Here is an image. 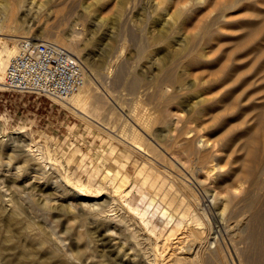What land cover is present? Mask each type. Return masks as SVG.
<instances>
[{"label":"rangeland","instance_id":"obj_1","mask_svg":"<svg viewBox=\"0 0 264 264\" xmlns=\"http://www.w3.org/2000/svg\"><path fill=\"white\" fill-rule=\"evenodd\" d=\"M7 1L0 0L1 18L8 14L6 9L10 4L8 7L4 5ZM31 1L33 4L28 5L30 10L26 12L27 6L21 7L17 11L18 15L15 14V22L21 28H33L29 32L30 38L39 35L46 21L48 27L57 26L59 22L61 29L58 26L56 29H63L66 36H71L72 29H76L74 36L79 42L80 56L85 65L89 64L85 67H90L105 47L115 49L107 56L122 52L126 59L122 61L125 73H142L145 84L155 80L144 86L147 88H140L135 96L128 93L124 82L113 88L112 94L120 96L117 100L124 102H121V106L124 104L123 110L129 112L139 106L143 114L138 107L135 108L140 115L153 119L158 117L161 122L150 127L157 138L173 140L179 129L190 131L184 134L186 137L195 135L199 140L208 138L214 142L212 152L215 158L201 170L197 169V178L193 177L196 178L195 183L200 182L196 183L198 189L209 193L208 197H203L199 190L194 191L195 197L194 194L191 196V191L181 185H178L179 189L169 188L172 175L168 174L164 177L165 186L160 189L148 191L150 189L141 188L140 191L135 188L132 191L133 198L139 202L131 200L130 204L134 206L132 210L122 198L114 195L109 186L101 184V187L100 177H96L106 169L114 174L123 168L129 176L138 178L135 170L142 164L148 167L152 163L151 157L141 151L135 149L134 153L130 152L132 149L129 148L132 147L128 143L131 140L125 135L129 137L131 130L128 124L122 125L124 118H127L124 115L121 117L122 111L118 106L115 108L118 112L120 110L123 120L112 121V132L103 131L95 125H88L60 101L38 94L9 91L2 86L0 264H87L88 260H91L88 264H126L129 255L134 257L135 264H174L175 257L182 249L189 248L192 243L190 247L205 246L213 241L216 231L220 233L214 219L220 210L224 213L225 228L232 229L239 224L238 220L244 217V210L248 207L251 209V215L249 212L248 215L255 220L252 226L249 224L250 229L253 231L256 226V230L261 229L256 220L264 216V188H256L250 182L243 181L235 190L233 179L238 177L243 168L245 155L241 149L244 144V138L240 137L242 129L247 128L256 135L259 143H263L264 150V125L257 124L255 120L257 108L264 104V0H240L234 9L223 12L221 5L227 0H212L201 5L194 4V0ZM36 3L44 4L45 8L40 5L34 10L31 7H37ZM61 7L67 12L61 13ZM38 9L40 15H37ZM180 10H187V14L180 16ZM33 11L36 12L39 26L30 20L35 15ZM2 12L7 14L4 13V16ZM48 12L53 16L49 14L48 17ZM21 15L26 16L22 18ZM106 34L108 36L103 38ZM8 45L12 46L10 42ZM142 46L144 49L141 52ZM191 52L199 54L202 62L195 63L191 58L186 60V54ZM167 59L169 62L165 64ZM168 65L179 66L175 70L185 77L182 88L172 94L171 101L159 98L161 100L157 103L154 99L146 98V92L154 91L151 89L155 86L156 78ZM168 91H171L170 87ZM129 98L134 99L131 103L137 101L138 104L132 107ZM202 99L206 104H202ZM154 102L159 105L155 106ZM197 108H200V112ZM18 130L21 133L17 134ZM119 136L124 137L122 139ZM23 144L32 145L31 151L25 153L44 157L39 160L40 171L33 172L37 166L28 165L29 162L19 156L20 149L28 148V145L19 147ZM184 148L179 140L171 145L168 157L174 167L186 169L188 166L189 158ZM216 162H221L225 169H229L221 179H225L227 185L219 190L215 189L212 182L217 172ZM245 163L244 168L247 169L251 163ZM15 171L19 179L10 178L9 173ZM25 176H32L29 188L22 187ZM91 181H95L94 185L97 186ZM54 184L58 186L55 189ZM81 190H87L89 197L98 196L83 201H97L96 206L102 210L112 208L109 213L113 221H101L96 225L89 214H83L72 206L67 209L68 199L75 197L81 200L76 197ZM139 196H142V200ZM147 196L150 198L147 199ZM8 200H12L17 208L7 218L2 215L1 206H6ZM104 200H107L106 203H102ZM140 200H145V203H140ZM148 201H153L150 206ZM135 205L147 210V220L155 224V228L143 224L135 214ZM160 209L166 210L174 223L182 221L179 228L176 229L173 222L166 227V218L161 215ZM192 216L198 221H192ZM48 226L54 228V234ZM247 226L246 222L242 224L243 228ZM107 229L112 236L110 241L103 235ZM192 232H200L201 238L197 242L191 236ZM251 246L248 249L251 254L258 253L256 248L259 246L256 243ZM112 257H116L115 260ZM261 261L264 262V254Z\"/></svg>","mask_w":264,"mask_h":264},{"label":"bare ground","instance_id":"obj_2","mask_svg":"<svg viewBox=\"0 0 264 264\" xmlns=\"http://www.w3.org/2000/svg\"><path fill=\"white\" fill-rule=\"evenodd\" d=\"M3 1L6 2V0H3ZM51 1L52 0H47L46 2H51ZM210 1H212V0H194V4L197 3V4L201 5L205 2H210ZM239 1L240 0H227V1L223 2L221 5V7H222L221 11L223 12V11H229V10L234 9ZM7 2L8 3L4 4V5L8 7V5L10 4L9 5L10 7L8 9H6L8 14L6 12H4L5 14H7L5 16L4 13L2 12L5 17H2V18L0 17V44H1V50H0V88H2V86L4 85L3 84V82H4V70L6 68L8 61L17 52L20 42H22L23 39H25V38L31 37L29 35V32H31V30L33 29V28L31 29V27H30L31 30H28V29L24 30L23 27L21 28V26L15 22V14L17 13V11L21 7L25 8L27 6L25 9L27 12L28 10H30V7L28 5L31 6V4H33V2L31 0H10V2L8 0ZM34 3H35V1H34ZM36 5H37V7H34L35 5H33L31 8H33V9L36 8V10H37V8H39L40 5L44 6V4H40V3H36ZM0 6H2V5H0ZM5 6H3V7H5ZM43 8H45V6ZM61 9H62V7L59 10H61ZM38 10L39 11H37V15H40L39 14L40 9H38ZM0 11H2V9ZM57 11L58 10H56L55 13ZM61 11H59V13L60 12L61 13L67 12L64 10V8ZM18 13L16 15H18ZM35 13L36 12H34L32 14H35ZM47 14H48V17L53 16L49 12L46 13V15ZM49 14H50V16H49ZM57 14H58V12H57ZM179 14H180V16H184L187 14V10H180ZM25 16L26 15H23V17H25ZM35 16H36V14L34 16L32 15V18L30 20L32 22H36V25H37L38 24L37 22H39V21L37 20L38 18L36 19ZM44 16H42V17H44ZM21 17H22V15H21ZM28 17H31V16H28ZM28 17L25 18V21H27L26 19ZM39 17H41V16H39ZM20 19L21 18H17L18 21L23 22V20L22 19L20 20ZM31 21H30L29 25L31 24ZM28 22H25V23H28ZM46 22L48 23V21H46ZM47 23H45L46 25L45 24L43 25L44 27L42 26L43 28H42V31L40 30L41 32H39V35L37 37L32 38V39L35 41L50 42L52 44H55V45H58V46L64 48L74 59H76L82 65V67L84 69V75H85V82H84L83 87L80 90H78L76 93H74L73 95H71L65 99H62V100L57 99V98H53V99L60 101L65 107H67V109H69L71 112L73 111L79 118H81L86 123H88V125H95L96 127H98V129L103 130V131L107 130V131L112 132L111 128L114 127L113 125H111L112 121L115 122L116 120H119L121 117L125 116L127 119H125V118H124V120L122 118L121 119L123 120L122 125L128 124L129 128L131 130V134L129 137L125 135L126 138L131 140V142L128 143V144H130L129 146L132 147V148L128 147L129 149H132V150H130V152L134 153V151L138 150V151H141L142 153L148 155L149 157H151L152 163L148 167L145 166V164H142L139 168H137L135 170L136 176H138V178L135 177V175H130V176H134V178L130 177L128 175V173L126 172V169L124 170L123 168H122V170L119 169L118 171H115L114 174L113 173L111 174L110 170H107V169L104 170L103 169L104 171H102V173L100 175L96 176L98 178L100 177V180L98 179L100 182V186H101V184H103L105 187L109 186V188L112 189L114 195L116 194L117 197L122 198L124 200L123 202H125L124 204H127V206H131L130 208H132V210H133L134 206L132 207L133 204H130V203H131V200H135L133 198L134 192H132V191L135 188L136 189H141V188L150 189L148 191H151V190L156 189V188L160 189L161 186H163V184H164L163 183L164 177H166V175H168V174L172 175V178L170 179V182H169L170 183L169 188L179 189L178 185H181L182 187H185L186 189L191 191L190 195L194 194V197H195L196 195H195L194 191L198 192V190H199L198 189L199 187H197V185H196V183L198 181L196 183L194 181L197 178L195 176L196 175L195 173H196L197 169L201 170L205 165L210 164V162L213 161V158H215V156L212 152V148H213L212 145L214 144V142H211L208 138H204L203 140L202 139L199 140L198 137H196L195 135L186 137V136H184V134L186 135L190 131L183 130V129H179L176 131V137H174L175 139H173V140H168L167 137L157 138L156 135H154V133L151 131L150 127H152V125L155 123L161 122L160 120H158V117L153 119L150 116L140 115V113L142 111H140L139 106H135V107L136 108L138 107V110L140 111V113L134 107V105H136V103L138 104V102L136 101V103H134V104L131 103L132 100H134L132 98H129V99H131L130 103H131V105H133L132 107H134V108H132L133 111L131 110L129 112H126V110L125 109L123 110V107H122V106H124L123 100L121 101V102H123L122 106H121V102H119L117 100V97L120 98V96L112 94V91H113L112 89L115 88L116 86H119L120 83L124 82V84L126 83L127 89L129 90V91L127 90L128 93H131V95L133 94V96H135L134 94L138 93L140 88H142V87L147 88L144 86L145 85L148 86V84L154 83L155 80L149 82L148 84H145L144 83V81H145L144 76L142 75V73H140L138 71H130L128 73H125L123 63L125 62L126 59L123 57L122 52L117 53V54L113 53V55L107 56L111 50L112 51L115 50L114 47H105L102 50V52L99 54V57L92 61L91 66L88 67L89 64H86L88 66L85 67L86 66L85 61H82V58L80 56V51H79V46H78L79 42L74 36L75 33H77V32H74L76 29H74V30L72 29V31L70 32L71 36L69 35V33H68L69 36H66V33L62 32L63 29L59 30V29H61L58 26L59 22L57 23V26L59 27V29L58 28L56 29V27H57L56 25H54V26L51 25L48 27ZM37 26H39V25H37ZM72 34H73V36H72ZM106 36H108V34H106L103 38H106ZM8 37H10V38H8ZM8 42H10L12 44L11 47L8 45ZM142 47H141V52L144 49V47L143 48ZM192 51H193V49H192ZM190 58L195 63L202 62L200 60V55L195 54L194 52L193 53L191 52L190 54H186L185 59L188 60ZM122 61H124V62H122ZM166 62H169V59H167L165 61V64H166ZM177 67H179V66H174V67H172L171 65L165 66V71L162 70L159 73V75H158L159 77L156 78L157 81L155 83V86H153V88L151 89L154 91L152 93H150L151 91L146 92V95H147L146 98L154 99V101H156V102L161 100L159 98H164V99H166V101H169L170 99L172 100L173 99L172 94L182 88L181 86H183V85H181V83H183L182 82L183 78H185V77H183L184 75L182 76L181 74L177 73V71H176ZM126 76H128V77H126ZM152 85H154V84H152ZM169 87H170L172 93H170L171 91L170 92L168 91ZM211 87H212V85L209 86V88H211ZM157 98L159 100H157ZM199 100L200 99H198L197 101H199ZM150 101H153V100H150ZM203 103L206 104L204 100L202 101V104ZM154 104H155V102H154ZM156 105L157 104H155V106ZM115 106H118L120 108V110L122 111V116L119 113L120 110L118 112L116 110L117 107L115 108ZM129 107H130V105H129ZM159 107H161V106H159ZM159 107H157V109H159ZM159 110L157 112H159ZM127 111H128V109H127ZM197 111L200 112V108H197ZM197 111H196V113H198ZM141 114H143V113H141ZM255 117H256L255 120H256L257 124H263L264 125V104L260 105L257 108V113H256ZM127 120H130V121L127 122ZM119 121H121V120H119ZM116 125H117V123H116ZM114 131H116V130L114 129ZM19 133H21V131L18 130L17 134H19ZM118 134H120V133H118ZM119 137L122 138L124 136H119ZM240 137L244 138V144L242 145L241 149L243 150V155H245V156L243 157V160H244L243 168L241 169V171H239V174L236 172L238 174V177H236V179L234 177V179H233V181H235V183L233 184L235 187H233V188H235V190H237L241 185L240 182H243V181L244 182L245 181L250 182L256 188H261V187L264 188V154H263L264 150H263V145H262L263 143L260 144L258 139H256V135L251 133L250 130L247 128L242 129L240 131ZM178 140L181 142V145L183 147H185L184 148L185 155H186V157L189 158V164H188V166H186V169L184 167L181 168L179 166L174 167L172 164L173 163L172 160L168 157V155L170 153L169 149L171 148V145H173V143H175ZM262 142H263V140H262ZM26 145H28V148H26L24 150L20 149L21 151H19L20 152L19 156L23 157L22 159H25L27 162H29L28 165L29 164L30 165L35 164L37 167L33 169V172H36V171L38 172L41 170V165H40L41 160L40 159H42L43 156L37 157L34 154L25 153V151L26 152L31 151V147H32L31 144H23V145H20L19 147L21 148L22 146H26ZM29 145H30V147H29ZM36 150H38V149L36 148ZM15 153H16V151H15ZM40 153H42V152H40ZM40 155H42V154H40ZM245 161L251 163L247 169L244 168V166L246 164ZM214 165L216 166L217 172H216V175L213 177V180H212L213 185H214L215 189H217V190L223 189L225 187V185H227V184L224 183L225 179L223 181L221 179L223 178V176H225V174H227L229 172V169H225L224 164H222L221 162H216ZM212 167H213V165H212ZM16 171H19V170L17 169ZM16 171L13 173H9V176L11 179H17L19 177V175H18V173H16ZM86 173H88V172H86ZM96 174H94V176ZM87 177L92 178L90 175L89 176L87 175ZM169 177H171V176H169ZM193 177H196V178H193ZM31 178H32V176L31 177L25 176L24 179H22V187L23 188H29L30 187V185L32 184ZM90 178H86V179L89 180ZM90 180H92V179H90ZM160 181H161V185L159 186ZM13 182H15V181H13ZM94 182H92L93 185L96 184ZM198 183H200V182H198ZM237 183H239V184H237ZM15 185H17V184H15ZM103 185L101 187H103ZM94 186L96 187L97 185H94ZM55 187H58V186L54 184V189H55ZM80 187H82V186H80ZM97 188H99V187H97ZM14 189L21 190V189H18L16 187ZM186 189H184V190H186ZM101 190H102V188H101ZM86 191L87 190H81L80 193H77L76 197L78 199H81L80 201H78L75 197L68 199V202L66 201L67 202L66 204L68 206L67 209L70 208V206H72L73 208L75 207L77 210L84 212L83 214H89L90 216L93 217V218L91 217V219L93 220V223L96 222V225H97V223L100 224L101 221H104L105 223H107V222L109 223V221H113L112 220L113 219L112 214L109 213L110 209H112V208H110L109 210H107L108 208L106 210H102L101 208L96 206L97 201H96V203H91V202L89 203V201H86V202L83 201L86 198L92 197V199H95L96 197H98V196H90L89 197L87 195ZM96 191H100V190H96ZM140 191H142V189ZM199 192H202V190H199ZM207 192H208V190H207ZM144 193L146 194L145 191H144ZM138 194L141 195L143 193H138ZM183 194H185V193H183ZM208 194L205 193V191L202 192L203 197H206ZM142 196H144V195H142ZM142 196H139L138 198H141V200H142ZM130 197H132L133 199H131ZM135 198L137 199V197H135ZM148 198H150V197L147 196V199ZM47 199H45L44 201L47 202ZM141 200H140V203H142V202L145 203L144 202L145 200H143V201H141ZM105 201H107V200L102 201V203H106ZM137 201L135 200V202H137ZM165 201H168V199ZM210 201H211V199H210ZM152 202L148 201V206H150L152 204ZM135 204H137V203H135ZM166 204H168V203H166ZM5 205L6 206H4V207L1 206L2 207L1 211H2V215H4L5 217L8 218L14 213L17 206H16V204H14L12 202V200H8V202ZM45 205H47V204H45ZM102 208H103V206H102ZM103 209H105V208H103ZM163 209H160V212H161V215L166 218L165 226L169 227L170 226L169 223L173 222V221H172V218H170V216H168L167 211L163 210ZM134 210H136L135 214L137 213V215L141 218V220L145 226H151L153 228L156 227V225L153 224L150 220H147L148 212L146 209H141V208L136 206ZM187 210H189V209H187ZM250 211H251L250 208H248V207L245 208L244 212L246 214H244V217L242 219L238 220L239 224H237L236 227H234L232 229H230L229 227L225 228L227 226H224L225 221L223 222L224 213L222 210L218 211V213L215 214L216 217L214 218L215 222H216L215 224H217L218 229L220 228L219 229L220 233L222 232L225 234L224 235L220 234V233L218 234V232L215 229V231H216L215 233L217 235L216 234L213 235L215 237H213V241H211V243L209 242V244L207 243V245H205V246L200 245L198 248L190 247L191 245L194 244V243H192L189 246V248L182 249L180 254L175 257L174 264H229V263L230 264H264V262L261 261L262 255L264 254V246L262 245V243H264V216L257 218V220H256L260 224L261 229L256 230V228H258V226H256V228L252 231L250 229L249 224L251 223V226H252V222L255 220H254V218L250 217V215H251ZM248 212L250 215H248ZM185 214H188V212L184 213V215ZM170 215H172V214H170ZM181 216H182V214H181ZM193 216H195V215H193ZM193 216L190 217L192 219V221L193 220L198 221L195 218L193 219ZM255 216L259 217L262 215H255ZM180 222H182V221H180ZM180 222L179 221L175 222V223L173 222L174 227L176 229L179 228ZM245 222H246V224L248 223V226L246 228H243L242 224L245 225ZM50 223H47V224H50ZM105 223H102V224L104 226H106ZM198 223L200 224L201 222H198ZM47 224H45V225H47ZM52 225L54 226V224H52ZM213 226H215V225L213 224ZM48 227L52 232L53 231L52 229H54V228H52L50 226H48ZM106 227H108V226H106ZM224 228H225V230H224ZM107 231H108V229L106 231H104L103 235L106 238H108V240L110 241L112 239V236H111L110 232L108 233ZM52 233L54 234V232H52ZM191 236L193 237V239H195V241L198 240L199 238H201L200 232H192ZM252 243L253 244L256 243L259 246V248H256V249H258V253L257 252L255 253V250H254L255 254H251L252 252H250V250H248L249 245L251 246ZM198 245L199 244H197L196 246H198ZM112 247L115 248L116 246L112 245ZM130 256H131V258H130ZM115 258L116 257H112V260H115ZM110 259H111V257H110ZM90 261L91 260H88L86 263L88 264ZM126 262H128L126 264H135L134 257H132V255H129V258L126 260ZM13 264H22V263L15 262Z\"/></svg>","mask_w":264,"mask_h":264},{"label":"built area","instance_id":"obj_3","mask_svg":"<svg viewBox=\"0 0 264 264\" xmlns=\"http://www.w3.org/2000/svg\"><path fill=\"white\" fill-rule=\"evenodd\" d=\"M84 82L82 65L64 48L27 38L8 61L3 86L9 91L62 100L80 90Z\"/></svg>","mask_w":264,"mask_h":264}]
</instances>
